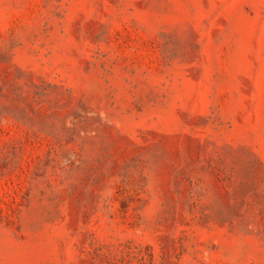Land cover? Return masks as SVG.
Wrapping results in <instances>:
<instances>
[{"label": "rangeland", "instance_id": "obj_1", "mask_svg": "<svg viewBox=\"0 0 264 264\" xmlns=\"http://www.w3.org/2000/svg\"><path fill=\"white\" fill-rule=\"evenodd\" d=\"M0 264H264V0H0Z\"/></svg>", "mask_w": 264, "mask_h": 264}]
</instances>
